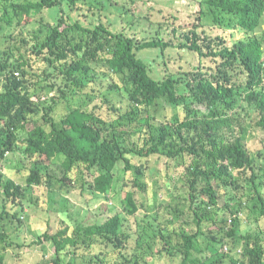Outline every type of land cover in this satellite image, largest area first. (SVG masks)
Masks as SVG:
<instances>
[{"label":"trees","instance_id":"obj_1","mask_svg":"<svg viewBox=\"0 0 264 264\" xmlns=\"http://www.w3.org/2000/svg\"><path fill=\"white\" fill-rule=\"evenodd\" d=\"M77 2L0 0V264L8 251L15 264H159L175 256L178 264H264V153L255 157L245 144L250 127L264 134V0H198L178 44L139 37L118 15L82 23L72 17ZM48 8H57L54 22L40 16ZM202 20L245 36L230 44ZM32 22L39 27L28 35L5 31ZM170 48L183 62L163 72ZM240 100L256 114L251 125L229 113ZM154 154L167 159L174 207L142 178ZM9 156L22 164V181L3 172ZM121 176L129 215L144 207L137 191L149 193L150 210L163 208L137 222L140 236L116 212L74 226L62 217L55 230L48 218L43 231L22 237L27 204L43 207L49 189L102 197ZM177 181L184 192L175 195ZM32 249L43 254L30 263L23 252Z\"/></svg>","mask_w":264,"mask_h":264},{"label":"rangeland","instance_id":"obj_2","mask_svg":"<svg viewBox=\"0 0 264 264\" xmlns=\"http://www.w3.org/2000/svg\"><path fill=\"white\" fill-rule=\"evenodd\" d=\"M76 5L78 9L72 13V17L82 21V23L91 25L98 21L99 12H102L101 16H104V13L110 16L118 15L121 17L123 24H127L128 26L131 24L133 26L132 31H135L139 37H151L159 34L166 41L178 44L185 40L184 34L187 33L190 27H192L191 24H187V26L182 25L187 22L191 23L194 21L195 18L192 12L195 13L197 10L198 0H136L135 2H133V0H78ZM56 9L57 8L44 9L40 16H45V19L50 22H54L57 17ZM160 9H162V11H159L160 13H158V10ZM173 15L178 17L177 20H175L176 18H174ZM147 16H149L151 20ZM159 18L162 19L159 20ZM104 19L106 18L104 17ZM202 22H204L205 25H203L201 28L208 29L209 33H212L213 36L217 34L223 35L230 44L233 41L245 36L244 31L238 28L233 30L222 29L221 27L212 28L210 27L209 20H202ZM38 27L39 23L37 24L32 22L26 26H15L11 29H5V31L7 33H9L10 30L11 32L13 31V34H15V36L18 38L23 35H28L30 31ZM1 35L2 32H0V41ZM181 53L182 52H178L176 49L170 48L168 54H172L173 57L169 59V63H167L168 66H164V64L159 63V68L162 69L163 72L170 70L175 72L178 71L181 66L180 62H183V58L179 56ZM156 55L157 52L155 51H147L144 54L145 57H150L151 59L156 57ZM194 58L197 60L195 56ZM191 65L192 62L187 65V67H190ZM67 109V106L64 104V106L58 111V114L62 115L63 113H66ZM202 111H206L205 106H202ZM233 112L245 116L244 118L247 120L249 125L253 124L255 121L256 114L253 113L251 106H249L244 100H240L232 112L231 110L229 111L231 114ZM103 115L106 116V113H103ZM263 135L264 134L261 130L253 127H250L246 132L245 144L251 155L255 157L259 156L258 153L261 152V150L264 153V144H261ZM16 158L17 156H9L2 170L6 177H12L18 181H22L23 179H21V175L16 172V169L20 168L22 164L15 160ZM189 159L190 158L188 157V160ZM147 161L150 168L142 177L143 180L147 182L150 187L154 188L155 186V189L157 191L159 190L161 197L167 200V204L171 205V207L176 206V200L172 199L171 194H167V189L170 184V181L166 178V173L170 172L167 167V159L160 155L154 154L147 158ZM258 162H262L264 164V155L263 157L259 158ZM183 169L184 168L182 167L177 171L173 169L172 172H174L175 176L178 177ZM122 178V176L119 178L115 188L110 191L108 195H102V197L96 198L89 194H79L78 191L68 192L66 188L61 189L59 187H55L53 189H49L46 194L41 196L42 199L40 201L43 202V207L34 208L33 205L27 204L25 212L26 218L24 224V233L22 237L26 236L28 238H33V236H36L38 233L43 231L45 229L43 223H45L46 219L48 218H50L53 229L55 230L61 227V219L63 218L67 219L70 225L72 224V226H74L77 224V221L80 223L88 219L103 220L112 216L116 212H121L122 217L127 220L133 228L132 231L140 236L143 228L142 226L140 227L137 225V222H142V224L145 225L148 220H154L152 216L162 214L163 208L150 210L149 193L137 191L135 193L136 199L141 204L143 202L144 207H142L140 211L136 213V215H129L126 211H124ZM160 180H162V182ZM171 191H173L175 195L183 193L184 190L182 188V182L177 181L175 185L172 186ZM42 192H44V190ZM67 209L73 214L72 218L67 217ZM57 210H59L58 213ZM225 215L230 217L231 214L230 212H226ZM145 218L146 221L143 222ZM135 236L137 237V235ZM46 244L48 251H50V253L53 252L52 244L50 242H46ZM42 254L43 253L40 249H32L27 252H23V256L30 263L37 262L42 257ZM14 257L15 255L13 251H8L7 264H15ZM175 257V259L163 257L157 263L178 264L180 257Z\"/></svg>","mask_w":264,"mask_h":264}]
</instances>
